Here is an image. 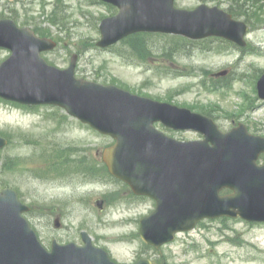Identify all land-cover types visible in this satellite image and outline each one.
Segmentation results:
<instances>
[{"label":"rangeland","instance_id":"374dc122","mask_svg":"<svg viewBox=\"0 0 264 264\" xmlns=\"http://www.w3.org/2000/svg\"><path fill=\"white\" fill-rule=\"evenodd\" d=\"M93 2L0 0V19H13L56 40L58 48L43 55L51 65L67 68L77 54L80 78H97L102 84L210 114L224 131L236 122L264 135V106L256 92V80L264 71V0H178L181 9L206 4L232 10L250 24L251 32L245 50L205 40L178 43L173 56L164 54L165 44L155 36L139 50L130 49L131 41L110 51L99 49L98 25L111 11ZM9 54L0 49V63ZM225 71L229 75L222 77ZM0 136L9 140L1 153L0 191L13 189L32 207L33 215L27 218L48 249L53 240L83 245L81 232H87L95 246L119 264L148 256H155L157 264H264V226L237 220L206 221L194 232L179 234L160 253L144 248L140 220L155 209V202L137 199L128 186L111 179L103 153L112 140L62 110H29L0 100ZM173 136L198 138L194 133ZM74 157L77 162L69 163Z\"/></svg>","mask_w":264,"mask_h":264},{"label":"water","instance_id":"95a60500","mask_svg":"<svg viewBox=\"0 0 264 264\" xmlns=\"http://www.w3.org/2000/svg\"><path fill=\"white\" fill-rule=\"evenodd\" d=\"M103 1L119 7L120 13L102 22L100 47L140 32L191 39L221 37L246 46V24L217 7L202 5L186 11L176 9L175 0ZM55 46L11 20H0V47L12 52L0 65V97L24 105L59 106L114 139L115 145L104 152L109 172L129 184L136 195L157 203L140 223V235L148 245L159 248L204 219L241 217L264 222V165L257 163L264 154V138L249 134L243 125L223 133L212 119L187 109L77 79V55L65 70L41 57ZM258 92L264 99V75ZM157 122L174 130L199 132L204 139L176 140L158 131ZM7 144L0 137V150ZM225 189L231 194L221 196ZM26 211L29 208L13 190L0 193V264H115L85 233V246L54 242L48 252L23 218Z\"/></svg>","mask_w":264,"mask_h":264},{"label":"trees","instance_id":"16d2710c","mask_svg":"<svg viewBox=\"0 0 264 264\" xmlns=\"http://www.w3.org/2000/svg\"><path fill=\"white\" fill-rule=\"evenodd\" d=\"M57 26V25H56ZM59 26H57L58 28ZM64 32V31H63ZM152 35H135L130 37L129 39H127L126 41H131L132 45L130 47L131 50H139L141 48V45L147 41V39L149 37H151ZM155 37H161L163 42H164V54L166 55H175V53L177 52V46H179L180 44L178 43H182L185 46L186 45H193L194 42H190L188 40H185L183 38L180 37H174V36H161V35H154ZM172 55V56H173ZM170 57V56H168ZM54 164V162L52 163Z\"/></svg>","mask_w":264,"mask_h":264},{"label":"flooded vegetation","instance_id":"af4514ba","mask_svg":"<svg viewBox=\"0 0 264 264\" xmlns=\"http://www.w3.org/2000/svg\"><path fill=\"white\" fill-rule=\"evenodd\" d=\"M234 124H235V122H234Z\"/></svg>","mask_w":264,"mask_h":264}]
</instances>
